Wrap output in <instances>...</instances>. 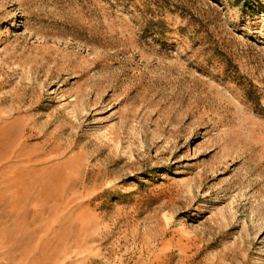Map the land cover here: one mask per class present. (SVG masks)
Returning <instances> with one entry per match:
<instances>
[{"label":"rangeland","instance_id":"obj_1","mask_svg":"<svg viewBox=\"0 0 264 264\" xmlns=\"http://www.w3.org/2000/svg\"><path fill=\"white\" fill-rule=\"evenodd\" d=\"M0 264H264V0H0Z\"/></svg>","mask_w":264,"mask_h":264}]
</instances>
